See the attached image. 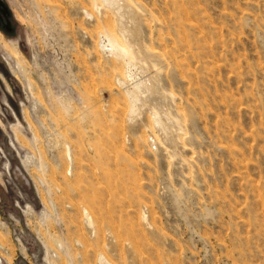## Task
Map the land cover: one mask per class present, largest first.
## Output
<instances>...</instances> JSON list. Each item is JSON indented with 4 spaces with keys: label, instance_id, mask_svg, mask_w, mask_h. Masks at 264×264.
Instances as JSON below:
<instances>
[{
    "label": "rangeland",
    "instance_id": "rangeland-1",
    "mask_svg": "<svg viewBox=\"0 0 264 264\" xmlns=\"http://www.w3.org/2000/svg\"><path fill=\"white\" fill-rule=\"evenodd\" d=\"M0 2L4 264H264V0Z\"/></svg>",
    "mask_w": 264,
    "mask_h": 264
},
{
    "label": "bare ground",
    "instance_id": "bare-ground-1",
    "mask_svg": "<svg viewBox=\"0 0 264 264\" xmlns=\"http://www.w3.org/2000/svg\"><path fill=\"white\" fill-rule=\"evenodd\" d=\"M106 2H108V3H112V2H114V0H105ZM16 17H18V16H16ZM19 20V19H18ZM22 21V20H21ZM19 22V21H18ZM22 22H24V20L22 21ZM25 23V22H24ZM22 24V23H21ZM23 25V24H22ZM1 33V32H0ZM1 34H0V40H1ZM102 37L105 39V41H104V43L106 42L107 44V47H110L115 53H117L116 55H117V57H119V58H122V56H124L125 57V59L127 58V61L126 62H131V63H133V59H132V54L130 53V50H128V48H126V47H124V46H122L120 43L119 44H116V43H114V41L113 40H116V38L114 37V35H112L111 33H109V32H107V33H104L103 35H102ZM4 40V39H3ZM3 40H1V41H3ZM113 41V42H112ZM117 41V40H116ZM4 42V41H3ZM7 44H9L8 42H6ZM10 45V44H9ZM0 48H2L4 51H6L8 54H10L15 60H16V62H17V60H18V58H19V55L20 54H18L17 53V51H12V50H10V48L8 47V45H6V44H2L1 42H0ZM14 48V47H13ZM131 66V65H130ZM134 67V66H133ZM133 68L131 67V69H130V67H129V70H128V72H127V76H128V79L130 78V80L131 81H133V82H135V80L137 79V74L135 73L136 72V70H135V68H134V70H135V72L132 70ZM138 71V70H137ZM138 73V72H137ZM140 75V74H139ZM131 81H129V82H131ZM129 84V83H128ZM127 83H126V85H128ZM135 84H137V83H135ZM142 84L141 83H138L137 85H134V86H132V87H134L133 88V91L130 93V91H128V93H129V95H130V97H131V100L133 101V103H135V100L137 99V98H135V96H136V94H137V92H138V90L140 89L139 88V86H141ZM141 87H143V86H141Z\"/></svg>",
    "mask_w": 264,
    "mask_h": 264
},
{
    "label": "built area",
    "instance_id": "built-area-1",
    "mask_svg": "<svg viewBox=\"0 0 264 264\" xmlns=\"http://www.w3.org/2000/svg\"><path fill=\"white\" fill-rule=\"evenodd\" d=\"M150 145H151V147H152L154 150H156L157 143L155 142V139H152V140H151ZM0 264H4V263H3V260L1 259V257H0Z\"/></svg>",
    "mask_w": 264,
    "mask_h": 264
},
{
    "label": "water",
    "instance_id": "water-1",
    "mask_svg": "<svg viewBox=\"0 0 264 264\" xmlns=\"http://www.w3.org/2000/svg\"><path fill=\"white\" fill-rule=\"evenodd\" d=\"M0 8L1 10H6L5 6L3 5V3L0 2ZM0 25L3 26V23H2V17L0 16ZM8 28V27H7Z\"/></svg>",
    "mask_w": 264,
    "mask_h": 264
}]
</instances>
